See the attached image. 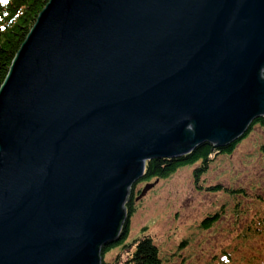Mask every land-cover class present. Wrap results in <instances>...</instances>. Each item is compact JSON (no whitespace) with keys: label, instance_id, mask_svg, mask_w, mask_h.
<instances>
[{"label":"water","instance_id":"water-1","mask_svg":"<svg viewBox=\"0 0 264 264\" xmlns=\"http://www.w3.org/2000/svg\"><path fill=\"white\" fill-rule=\"evenodd\" d=\"M263 70L264 0H49L0 88V264H101L147 161L241 138Z\"/></svg>","mask_w":264,"mask_h":264},{"label":"rangeland","instance_id":"rangeland-1","mask_svg":"<svg viewBox=\"0 0 264 264\" xmlns=\"http://www.w3.org/2000/svg\"><path fill=\"white\" fill-rule=\"evenodd\" d=\"M192 174L193 167L187 166L170 178L148 181L155 185L136 200L129 241L148 226L162 256L174 254L173 261L177 264H264L261 127L255 125L230 156H219L205 176L206 185L218 183L226 188H243L246 195L236 193L232 197L198 191ZM146 183H139L135 192L138 194ZM217 211L221 213L219 221L201 229L205 216ZM183 238H189L188 242L181 244ZM117 255L125 257L121 249L114 248L104 259L113 261Z\"/></svg>","mask_w":264,"mask_h":264},{"label":"trees","instance_id":"trees-1","mask_svg":"<svg viewBox=\"0 0 264 264\" xmlns=\"http://www.w3.org/2000/svg\"><path fill=\"white\" fill-rule=\"evenodd\" d=\"M49 0H0V88L4 83L12 62L33 28L40 13ZM255 125H259L264 133V116L251 123L247 132L230 145L216 147L205 142L188 154L176 158L153 159L147 161L144 176L132 185L125 203V218L119 228V240L115 243L101 247V264H177L173 261L174 254L162 256L155 238L149 232L148 226L141 229L140 236L129 241L131 233V218L136 212V186L141 182L162 180L170 178L178 170L192 166L193 182L198 191L209 193H225L235 197L236 193L245 194L243 188H226L215 183L206 185L205 176L208 174L214 161L222 155L230 156L237 144L243 140ZM135 192V193H134ZM223 211V209H222ZM219 211L207 214L200 223L201 229H208L219 221ZM189 238H183L181 244L187 243ZM114 248H119L125 257L117 255L115 260L107 261L104 256Z\"/></svg>","mask_w":264,"mask_h":264},{"label":"snow or ice","instance_id":"snow-or-ice-1","mask_svg":"<svg viewBox=\"0 0 264 264\" xmlns=\"http://www.w3.org/2000/svg\"><path fill=\"white\" fill-rule=\"evenodd\" d=\"M4 2H7V0H4Z\"/></svg>","mask_w":264,"mask_h":264},{"label":"bare ground","instance_id":"bare-ground-1","mask_svg":"<svg viewBox=\"0 0 264 264\" xmlns=\"http://www.w3.org/2000/svg\"><path fill=\"white\" fill-rule=\"evenodd\" d=\"M247 132V131H246Z\"/></svg>","mask_w":264,"mask_h":264}]
</instances>
